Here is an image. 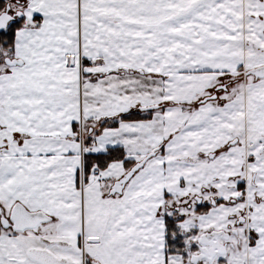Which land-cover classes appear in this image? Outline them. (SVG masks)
<instances>
[{"label":"snow or ice","instance_id":"1","mask_svg":"<svg viewBox=\"0 0 264 264\" xmlns=\"http://www.w3.org/2000/svg\"><path fill=\"white\" fill-rule=\"evenodd\" d=\"M0 264H264V0H0Z\"/></svg>","mask_w":264,"mask_h":264}]
</instances>
